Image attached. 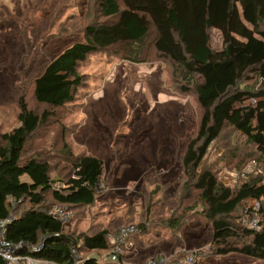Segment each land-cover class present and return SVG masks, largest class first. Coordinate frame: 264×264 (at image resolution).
Returning <instances> with one entry per match:
<instances>
[{"label":"trees","instance_id":"1","mask_svg":"<svg viewBox=\"0 0 264 264\" xmlns=\"http://www.w3.org/2000/svg\"><path fill=\"white\" fill-rule=\"evenodd\" d=\"M95 2L99 19L85 27L84 42L62 50L34 79L35 103L53 110L71 104L85 81L80 66L97 53L115 49L112 55L129 63L144 64L157 58L170 63L178 92H193L200 110L196 134L181 158V203L185 204L180 208L199 209V216L210 227L212 256L237 255L264 263L261 175L230 187L211 168L201 165L210 145L226 128L253 149L248 162L264 165V0ZM210 29L222 37L220 51L209 46ZM18 108L17 126L0 134V220L13 216L6 239L38 248L19 252L34 259L74 264L70 250L76 247L81 264H100L111 247L107 238L113 234L102 229L74 237L65 233L64 224L51 216L50 209L54 205L69 211L92 206L101 194L97 187L102 161L85 153L74 156L63 144L62 155L70 160V170L52 179L49 161L36 154L29 156L26 146L53 112L36 113L22 97ZM256 201L260 202V229L253 231L242 225L238 213L243 202ZM183 218V214L171 215L164 227L180 230ZM137 226L128 262L146 264L161 257L142 259L137 246L141 239H135L138 234L143 238L145 228ZM0 264L6 262L0 258Z\"/></svg>","mask_w":264,"mask_h":264},{"label":"rangeland","instance_id":"2","mask_svg":"<svg viewBox=\"0 0 264 264\" xmlns=\"http://www.w3.org/2000/svg\"><path fill=\"white\" fill-rule=\"evenodd\" d=\"M98 19L95 0H0V134L17 126L22 97L36 113L53 112L26 146L29 156L49 161L52 179L70 170L63 144L74 156L85 153L102 161L105 188L92 206L70 210L73 218L64 224L65 233L76 237L108 229L114 234L122 226L143 224V238L138 234L135 239H141L137 246L143 260L161 255L174 261L194 254L196 264H264L237 255L212 256L210 227L199 209L180 208L185 204L181 158L196 134L200 110L193 92H178L170 63L160 58L129 63L113 56L115 49L97 53L80 66L85 81L71 104L53 110L35 103L34 79L62 50L84 42L85 27ZM208 35L210 48L220 51V33L210 29ZM252 152L243 137L226 128L201 165L235 187L258 175V164L248 162ZM254 206L243 202L239 208L248 224L244 210ZM181 214L180 230L164 227L171 215Z\"/></svg>","mask_w":264,"mask_h":264},{"label":"built area","instance_id":"3","mask_svg":"<svg viewBox=\"0 0 264 264\" xmlns=\"http://www.w3.org/2000/svg\"><path fill=\"white\" fill-rule=\"evenodd\" d=\"M251 164L255 166V162L252 161ZM258 175H261L260 185L264 187V165H259L257 168ZM102 182L99 183L97 189L101 191L104 189ZM260 202L256 201L255 206L251 208H246L244 210L245 216L248 215V222H244L242 219V225L250 230L258 231L260 229L257 221L259 216ZM50 214L55 219L61 221L63 224L69 222L73 216L72 213L61 206L54 205L50 209ZM251 217V218H250ZM13 216L10 214L6 219L0 220V258L3 259L6 264H54L44 260L34 259L30 256H25L19 252L23 249H31L33 252L38 251V248L27 246L26 244L12 243L6 239L7 226L12 222ZM248 224V225H247ZM138 230L132 225H126L118 228L116 232L107 238L110 244V250L105 257L104 264H130L128 262L129 253L133 246L132 238L137 234ZM70 253L73 257L74 264H81V259L79 256V251L76 247L71 248ZM197 257L194 254L186 255L181 260H171L168 257L161 256L155 259H151L146 262V264H196Z\"/></svg>","mask_w":264,"mask_h":264},{"label":"crops","instance_id":"4","mask_svg":"<svg viewBox=\"0 0 264 264\" xmlns=\"http://www.w3.org/2000/svg\"><path fill=\"white\" fill-rule=\"evenodd\" d=\"M103 259H104V258H102V259L100 258V260H99V263H100V264H104V263H105V260H103Z\"/></svg>","mask_w":264,"mask_h":264}]
</instances>
